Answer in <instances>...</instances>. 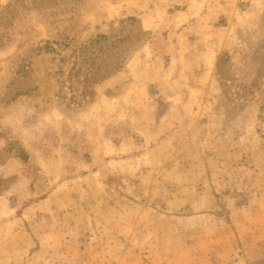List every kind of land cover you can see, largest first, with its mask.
Segmentation results:
<instances>
[{"label":"rangeland","instance_id":"obj_1","mask_svg":"<svg viewBox=\"0 0 264 264\" xmlns=\"http://www.w3.org/2000/svg\"><path fill=\"white\" fill-rule=\"evenodd\" d=\"M0 264H264V0H0Z\"/></svg>","mask_w":264,"mask_h":264}]
</instances>
